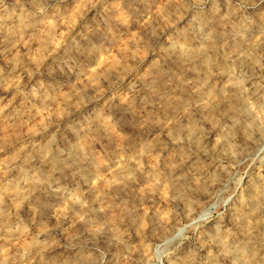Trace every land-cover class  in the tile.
Returning a JSON list of instances; mask_svg holds the SVG:
<instances>
[{
	"label": "rangeland",
	"instance_id": "obj_1",
	"mask_svg": "<svg viewBox=\"0 0 264 264\" xmlns=\"http://www.w3.org/2000/svg\"><path fill=\"white\" fill-rule=\"evenodd\" d=\"M238 262L264 264V0H0V264Z\"/></svg>",
	"mask_w": 264,
	"mask_h": 264
},
{
	"label": "bare ground",
	"instance_id": "obj_2",
	"mask_svg": "<svg viewBox=\"0 0 264 264\" xmlns=\"http://www.w3.org/2000/svg\"><path fill=\"white\" fill-rule=\"evenodd\" d=\"M184 44V43H183ZM180 45V44H179ZM177 47V46H176ZM174 48V47H173ZM176 49H178V48H176ZM179 49L181 50L180 52L181 53H184V54H190L191 53V50L189 49V47L187 46V47H183V46H180L179 47ZM198 52V51H197ZM201 53V52H200ZM196 54V53H195ZM197 55V54H196ZM195 57V56H194ZM197 58V60H198V57H196ZM188 60H189V58H187ZM193 59V58H192ZM208 94H210V93H208ZM210 97V96H209ZM214 97V96H213ZM210 98V101H212V103L214 104L213 106L214 107H216L215 106V99L214 98ZM209 101V102H210ZM217 102V101H216ZM209 104V103H208ZM210 105V104H209ZM81 153V152H80ZM42 155H43V158H44V162L46 163L45 165H49L50 167H53V166H55V164H56V161H57V157H56V155L54 154V153H52L51 152V150L48 148V147H45L44 149H43V151H42ZM28 174V173H27ZM35 175H36V177H40L39 176V172L38 171H35ZM22 178L24 179V180H26V181H28V176L26 175V173H22ZM39 179V178H38ZM29 183V182H28ZM31 184V183H30ZM32 185V184H31ZM31 185H29V186H31ZM19 188V187H18ZM18 188L17 187H12L11 189H9V190H11V192L12 193H14V194H18V192H19V190H18ZM29 188V187H28ZM31 188V187H30ZM10 192V191H9ZM256 192V191H255ZM248 230V229H247ZM248 232V231H247ZM246 249V248H245ZM233 251V250H232ZM234 252V251H233ZM244 248H241L240 250H237V251H235L234 252V260H238L239 259V257L240 256H243L242 254H244ZM231 254H233L232 252H230ZM242 259V258H241ZM240 259V260H241ZM239 261V260H238ZM242 261V260H241ZM240 261V262H241ZM244 262V261H243ZM235 263V262H234ZM237 264H239V262L237 263ZM240 264H243V263H240Z\"/></svg>",
	"mask_w": 264,
	"mask_h": 264
}]
</instances>
